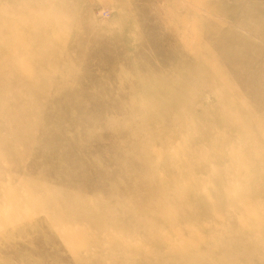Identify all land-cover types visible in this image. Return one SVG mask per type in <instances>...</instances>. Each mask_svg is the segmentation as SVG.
<instances>
[{
    "label": "rangeland",
    "instance_id": "374dc122",
    "mask_svg": "<svg viewBox=\"0 0 264 264\" xmlns=\"http://www.w3.org/2000/svg\"><path fill=\"white\" fill-rule=\"evenodd\" d=\"M0 264H264V0H0Z\"/></svg>",
    "mask_w": 264,
    "mask_h": 264
},
{
    "label": "built area",
    "instance_id": "2783aa9c",
    "mask_svg": "<svg viewBox=\"0 0 264 264\" xmlns=\"http://www.w3.org/2000/svg\"><path fill=\"white\" fill-rule=\"evenodd\" d=\"M108 11H101L98 13L99 16H102V17H107L108 16Z\"/></svg>",
    "mask_w": 264,
    "mask_h": 264
}]
</instances>
